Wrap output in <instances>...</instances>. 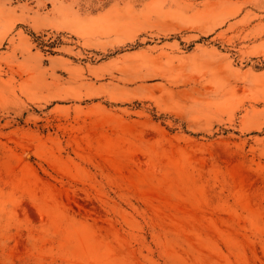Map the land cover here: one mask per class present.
Here are the masks:
<instances>
[{
	"label": "rangeland",
	"instance_id": "374dc122",
	"mask_svg": "<svg viewBox=\"0 0 264 264\" xmlns=\"http://www.w3.org/2000/svg\"><path fill=\"white\" fill-rule=\"evenodd\" d=\"M0 264H264V0H0Z\"/></svg>",
	"mask_w": 264,
	"mask_h": 264
}]
</instances>
